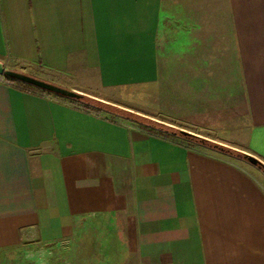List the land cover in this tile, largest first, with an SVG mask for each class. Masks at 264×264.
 I'll return each mask as SVG.
<instances>
[{"label":"crops","instance_id":"crops-1","mask_svg":"<svg viewBox=\"0 0 264 264\" xmlns=\"http://www.w3.org/2000/svg\"><path fill=\"white\" fill-rule=\"evenodd\" d=\"M0 60L107 105L0 81V264H264V181L119 103L264 164V0H0Z\"/></svg>","mask_w":264,"mask_h":264},{"label":"rangeland","instance_id":"rangeland-1","mask_svg":"<svg viewBox=\"0 0 264 264\" xmlns=\"http://www.w3.org/2000/svg\"><path fill=\"white\" fill-rule=\"evenodd\" d=\"M7 68L11 69L10 65H8ZM97 94H99V92ZM86 97H90V96L86 95ZM90 98H92V97H90ZM92 99H94V98H92ZM156 102H157L156 94H143V95L135 96V97L125 99V100L120 99L119 103L121 104V107H124V109L123 108L120 109V112H121L120 114H122L123 116L133 118L136 121L142 122L144 124L149 123L152 126L158 127V129H160V127H161L163 130H166L170 134L171 133L173 134V131H179V127H183L186 130H191L194 132L196 131L195 129H193L192 126H190L186 123L184 124V123L180 122L179 120L172 119V118L158 112ZM68 104H69V102H68ZM112 108H114V107H112ZM125 108L129 109V111L125 110ZM130 110H132V112ZM147 115H148V117H152L154 120L150 119V118H146L145 116H147ZM118 119L121 121L123 120V118H120V117H118ZM146 120L151 121V123L147 122ZM152 123H154V124H152ZM174 135H176V137H181L182 139H185L189 142L197 143L201 147L214 149V150H217L219 152L228 154L232 159L236 160L238 163H240L241 165L248 168L252 172V174H254L256 177H258V179L264 181V173H263L262 169L258 168L256 165H253L248 159H244L241 156L236 155L239 152L251 154V153H248V151H246L242 147H238V146L237 147L236 146L235 147L234 146L229 147V146H225V145H222V144H219L216 142H212V141L206 139L207 141H210L212 143H216V144L224 146V147H229V148L233 149L234 151H236V152H229L228 153V152L220 151L218 148L213 147L212 145H210L208 143H200V142H198V141H196L190 137H186L184 135H179L178 132L177 133L175 132ZM181 138H179V139H181ZM201 138H203V137H201ZM203 139H205V138H203ZM253 156H255V155H253ZM67 246H69V245H66V243H63V247L60 245V248L58 247V249H57L56 247H53V250H51L50 248H48V246L45 247V245H44V246L39 247V248H34V247H32L30 249L28 248V252L32 253L33 255H35V254L38 255V252L43 253V258L41 260H39V262L44 261V263H50V260H52V258H51L52 256L54 257L55 255H59L58 258L55 260L58 262L60 260L59 263L63 262V264H66V252H67L66 249L68 248ZM44 253H46L45 256H44ZM54 263H56V262H54Z\"/></svg>","mask_w":264,"mask_h":264},{"label":"trees","instance_id":"trees-1","mask_svg":"<svg viewBox=\"0 0 264 264\" xmlns=\"http://www.w3.org/2000/svg\"><path fill=\"white\" fill-rule=\"evenodd\" d=\"M12 70L13 71H17L15 69H12ZM17 72H20V71H17ZM8 79H10L13 82L17 83L19 87L21 86V88L24 89V90H26V91H30V92H34V93L49 94V95H52V96L57 97L59 99H62L64 101H67L70 104L74 105L75 107L82 108V109L87 110V111H95V110H98V109L107 107V105L105 103H102L101 101L96 100V99H92L90 97H86V95H84V94H78L77 96H75L73 98L64 97V96H61V95H58V94H54L52 92H49V91H46V90L37 88V87L32 86V85H26L25 83H21V82H18V81H14L11 78H8ZM67 89H69V88H67ZM146 121L151 123V121H148V120H146ZM152 124H154V123H152ZM141 128H143L146 132L154 133V134H157L158 136H161V137L168 138V136L170 135L166 130H163L161 127H160L159 130L158 129H155L153 127L152 128L151 127H148L146 125H143ZM164 132H166V133H164ZM175 132L176 133L178 132L179 135H184L186 137H190V138H192V139H194V140H196V141H198L200 143H208V144L212 145L213 147L218 148L220 151H223V152H228V153L229 152H236V151H234L233 149H231L229 147H224V146L218 145L216 143H212L210 141H207L206 139H203V138H201L199 136H196L194 134L188 133V132L183 131V130H180V129H179V131H173V134H175ZM236 155L241 156L244 159H247L248 158V156H247L246 153L239 152ZM256 166L258 168H260V169H263L264 168V164L261 161H258L256 163Z\"/></svg>","mask_w":264,"mask_h":264},{"label":"water","instance_id":"water-1","mask_svg":"<svg viewBox=\"0 0 264 264\" xmlns=\"http://www.w3.org/2000/svg\"><path fill=\"white\" fill-rule=\"evenodd\" d=\"M0 74L6 76L8 78H11L13 80H17V81L22 82V83H27V84H30V85L35 86L37 88H40V89L52 92L54 94L64 96V97L73 98V97L77 96L78 94H82V93H79L77 91L70 90V89L64 88L62 86L53 84L51 82L33 77L31 75H28V74H25L22 72L13 71L12 69L7 68L6 65L4 64V62L1 60H0ZM247 156H248L247 159L253 165H256V163L258 161H260L259 159H257L255 156H253L251 154H247ZM262 171L264 173V168L262 169Z\"/></svg>","mask_w":264,"mask_h":264},{"label":"built area","instance_id":"built-area-1","mask_svg":"<svg viewBox=\"0 0 264 264\" xmlns=\"http://www.w3.org/2000/svg\"><path fill=\"white\" fill-rule=\"evenodd\" d=\"M0 81L18 86L17 83L13 82L12 80L8 79V77L1 75V74H0Z\"/></svg>","mask_w":264,"mask_h":264}]
</instances>
